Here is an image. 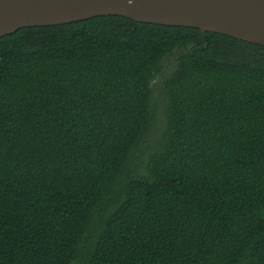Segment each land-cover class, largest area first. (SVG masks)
Wrapping results in <instances>:
<instances>
[{"label": "trees", "instance_id": "1", "mask_svg": "<svg viewBox=\"0 0 264 264\" xmlns=\"http://www.w3.org/2000/svg\"><path fill=\"white\" fill-rule=\"evenodd\" d=\"M0 264H264V46L118 15L1 36Z\"/></svg>", "mask_w": 264, "mask_h": 264}, {"label": "water", "instance_id": "2", "mask_svg": "<svg viewBox=\"0 0 264 264\" xmlns=\"http://www.w3.org/2000/svg\"><path fill=\"white\" fill-rule=\"evenodd\" d=\"M102 15L192 27L264 46V0H0V37Z\"/></svg>", "mask_w": 264, "mask_h": 264}, {"label": "rangeland", "instance_id": "3", "mask_svg": "<svg viewBox=\"0 0 264 264\" xmlns=\"http://www.w3.org/2000/svg\"><path fill=\"white\" fill-rule=\"evenodd\" d=\"M161 112H162V110H161Z\"/></svg>", "mask_w": 264, "mask_h": 264}]
</instances>
